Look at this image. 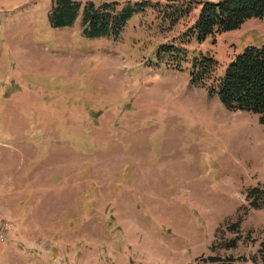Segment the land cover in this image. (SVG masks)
I'll return each mask as SVG.
<instances>
[{"label":"rangeland","instance_id":"obj_1","mask_svg":"<svg viewBox=\"0 0 264 264\" xmlns=\"http://www.w3.org/2000/svg\"><path fill=\"white\" fill-rule=\"evenodd\" d=\"M52 1L0 0V264H263L264 124L209 88L264 19L199 43L198 2L218 0H73L61 27ZM114 2L148 5L118 40L86 37L85 6ZM200 54L218 62L205 86Z\"/></svg>","mask_w":264,"mask_h":264},{"label":"trees","instance_id":"obj_2","mask_svg":"<svg viewBox=\"0 0 264 264\" xmlns=\"http://www.w3.org/2000/svg\"><path fill=\"white\" fill-rule=\"evenodd\" d=\"M191 3L189 1L185 8L169 13L173 24L193 11L194 7ZM198 4H202L203 7L197 21L188 30V35L199 43L205 42L208 38H214L218 34L238 30L251 19H264V0L201 1ZM147 5L148 3L145 2H137L134 5L127 4L120 13L114 14L113 12L118 6L115 2L103 3L100 7L89 3L85 6L82 19L84 34L92 39L118 40L128 21L134 15L143 12ZM79 10V2L53 0L49 20L53 27L65 26L77 20ZM174 50L177 52L176 55L183 52L179 48ZM192 61L190 70L192 83L205 86V82L209 81L217 71V60L212 56L200 54ZM209 91L212 94H218L221 103L227 110L258 115L260 123L264 124V44L247 46L242 53L236 55L224 74L213 81ZM259 195H261L260 198ZM263 195L264 191L259 188L249 192L247 200L250 202L251 208L259 210L264 207ZM236 225L231 227L234 228ZM237 243L236 238L230 240L229 248H235ZM261 252L264 255V243ZM207 260V264L222 261L215 257ZM262 263L264 264V257ZM197 264L201 263L197 262Z\"/></svg>","mask_w":264,"mask_h":264},{"label":"built area","instance_id":"obj_3","mask_svg":"<svg viewBox=\"0 0 264 264\" xmlns=\"http://www.w3.org/2000/svg\"><path fill=\"white\" fill-rule=\"evenodd\" d=\"M5 228L3 227L2 224V219L0 217V244H5L8 242V240L10 239L9 235H7L6 231L4 229H7L8 225L7 224H11V223H7L5 222Z\"/></svg>","mask_w":264,"mask_h":264}]
</instances>
